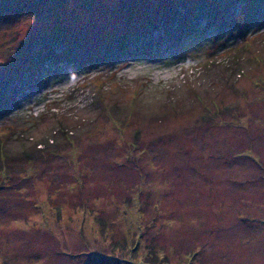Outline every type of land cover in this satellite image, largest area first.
Masks as SVG:
<instances>
[{"label": "rangeland", "instance_id": "1", "mask_svg": "<svg viewBox=\"0 0 264 264\" xmlns=\"http://www.w3.org/2000/svg\"><path fill=\"white\" fill-rule=\"evenodd\" d=\"M0 264H264V0H0Z\"/></svg>", "mask_w": 264, "mask_h": 264}, {"label": "trees", "instance_id": "2", "mask_svg": "<svg viewBox=\"0 0 264 264\" xmlns=\"http://www.w3.org/2000/svg\"><path fill=\"white\" fill-rule=\"evenodd\" d=\"M191 18H189V19H187V18H185L184 16H182V20L181 21H183L185 24H184V29L185 30H187V31H189V34H190V32L193 30V25H191V23H190V20ZM190 20V21H189ZM163 22H165V24L168 22V19H163ZM167 24H169V23H167ZM193 26V27H192ZM59 34L60 33H56V36H52L53 38H57V37H59ZM166 35H169L168 34V32L166 33ZM190 37H188V39H189ZM188 39H184V40H186V42H184V43H187V41H188ZM179 43H181V41H179ZM181 45H183V43H181V44H179V46H181ZM44 61V60H43ZM144 262H146L147 263V261L146 260H144Z\"/></svg>", "mask_w": 264, "mask_h": 264}]
</instances>
